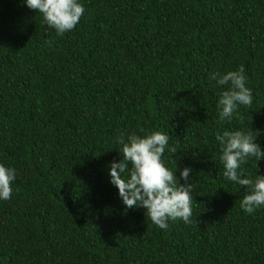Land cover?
<instances>
[{"label":"trees","instance_id":"trees-1","mask_svg":"<svg viewBox=\"0 0 264 264\" xmlns=\"http://www.w3.org/2000/svg\"><path fill=\"white\" fill-rule=\"evenodd\" d=\"M78 3L58 35L25 0H0V164L16 170L0 264H264V206L241 209L215 139L250 131L264 151V0ZM240 67L252 105L221 120L227 86L210 74ZM140 129L169 136L167 168L192 169V224L160 229L110 182L117 137ZM238 172L264 175V159Z\"/></svg>","mask_w":264,"mask_h":264},{"label":"clouds","instance_id":"clouds-1","mask_svg":"<svg viewBox=\"0 0 264 264\" xmlns=\"http://www.w3.org/2000/svg\"><path fill=\"white\" fill-rule=\"evenodd\" d=\"M25 3L29 9L39 12L58 35L72 31L85 13L78 0H25ZM210 79L219 86H227L219 93L217 101L221 120L230 119L237 112L238 105H252V91L246 86L243 67L226 74L214 72ZM140 132L144 134L132 133L126 137L120 134L117 137L122 159L111 162L110 182L118 188L127 209L143 208L146 217L160 229L167 230L169 220L180 219L192 224V169L184 167L180 170L176 165V171L180 172L177 177L176 171L167 168L162 160L169 136L154 130L140 129ZM215 139L222 153L224 177L245 189L240 207L246 214H253L256 208L264 206V175L242 178L238 169L248 157H256L257 161L264 159V151L255 143L250 131L224 130L222 134L218 131ZM169 151L176 153L174 147ZM15 178L14 168L0 164V200L11 198Z\"/></svg>","mask_w":264,"mask_h":264}]
</instances>
